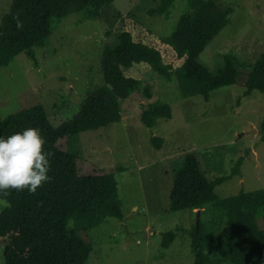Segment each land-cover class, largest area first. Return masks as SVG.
Masks as SVG:
<instances>
[{"label": "rangeland", "instance_id": "obj_1", "mask_svg": "<svg viewBox=\"0 0 264 264\" xmlns=\"http://www.w3.org/2000/svg\"><path fill=\"white\" fill-rule=\"evenodd\" d=\"M162 1L114 0L97 18L71 14L55 23L45 46L35 49L37 62L21 53L0 68V119L42 105L58 126L76 115L87 94L103 83V47L118 44L122 31L157 47L172 65L169 77L147 64L135 65L129 75L141 86L121 102L122 120L78 132L58 145L71 177L114 173L118 181L124 218L108 217L74 234L72 249L90 254L84 264H193L190 232L200 219L208 227L215 221L216 233L230 236L226 218L212 207L214 199L241 189L264 190V93L244 95L247 73L264 52V0H212L223 13L216 15L221 30L201 61L217 70L229 55L242 64L243 73L236 84L213 90L209 101L182 94L174 74L184 60L161 40L190 10L188 1L175 0L166 13L150 14ZM11 3L0 0V22ZM189 152L197 155L209 179L227 176L212 189L200 213L170 209L173 181ZM241 156L243 163L232 173ZM5 203L0 199V210ZM258 221L264 225V214ZM168 232L175 239L164 246ZM4 248L0 241V264ZM224 256L225 264H232L227 248Z\"/></svg>", "mask_w": 264, "mask_h": 264}, {"label": "trees", "instance_id": "obj_2", "mask_svg": "<svg viewBox=\"0 0 264 264\" xmlns=\"http://www.w3.org/2000/svg\"><path fill=\"white\" fill-rule=\"evenodd\" d=\"M113 1L12 0L10 11L0 22V68L21 53L37 62L35 49L46 45L57 21L80 12L97 18ZM187 1L190 10L181 14L176 29L161 40L184 60L174 74L182 94L202 95L209 101L213 90L238 82L243 66L229 55L225 56L224 67L217 70L201 61V53L221 30L216 15L223 13L212 0ZM174 2L163 0L150 9V14L166 13ZM118 37V44L103 47V83L87 94L72 118L56 126L45 108L35 105L0 119L3 136L29 126L40 129L50 153L51 177L35 192L10 189L7 195L0 194L6 202L0 210L4 264H84L90 254L72 249L74 234L97 227L108 217L124 218L114 173L71 177L69 162L57 152L59 143L73 134L122 120L121 102L141 86L139 79L129 75L135 65L147 64L162 76L171 75L172 65L164 61L157 47L136 40L128 30ZM244 86V95L264 93V52L247 73ZM243 161L244 156L236 160L232 173ZM226 178L209 179L197 155L187 153L173 181L170 209L203 212L212 189ZM212 207L226 218L230 236L218 235L215 221L208 227L200 219L190 232L193 264H225V248L230 251L232 264H264V225L258 221L264 214V190L241 189L235 195L214 200ZM174 239L173 232L164 234L163 245H170Z\"/></svg>", "mask_w": 264, "mask_h": 264}, {"label": "clouds", "instance_id": "obj_3", "mask_svg": "<svg viewBox=\"0 0 264 264\" xmlns=\"http://www.w3.org/2000/svg\"><path fill=\"white\" fill-rule=\"evenodd\" d=\"M45 143L35 126L0 135V194L7 195L10 189L35 192L51 179L50 153Z\"/></svg>", "mask_w": 264, "mask_h": 264}, {"label": "water", "instance_id": "obj_4", "mask_svg": "<svg viewBox=\"0 0 264 264\" xmlns=\"http://www.w3.org/2000/svg\"><path fill=\"white\" fill-rule=\"evenodd\" d=\"M197 211H198V213H200V212H201V210H200V209H198Z\"/></svg>", "mask_w": 264, "mask_h": 264}, {"label": "crops", "instance_id": "obj_5", "mask_svg": "<svg viewBox=\"0 0 264 264\" xmlns=\"http://www.w3.org/2000/svg\"><path fill=\"white\" fill-rule=\"evenodd\" d=\"M213 197H215L216 198V196H213ZM215 200V199H214ZM198 210V209H197ZM197 210H195V211H197ZM204 210V209H203ZM202 212V211H201Z\"/></svg>", "mask_w": 264, "mask_h": 264}]
</instances>
